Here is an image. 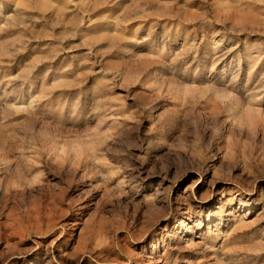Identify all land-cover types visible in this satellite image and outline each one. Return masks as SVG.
Instances as JSON below:
<instances>
[{"label":"rangeland","instance_id":"374dc122","mask_svg":"<svg viewBox=\"0 0 264 264\" xmlns=\"http://www.w3.org/2000/svg\"><path fill=\"white\" fill-rule=\"evenodd\" d=\"M0 264H264V0H0Z\"/></svg>","mask_w":264,"mask_h":264}]
</instances>
